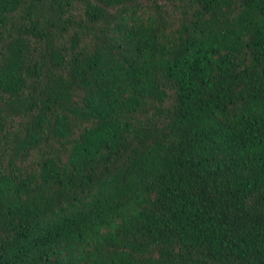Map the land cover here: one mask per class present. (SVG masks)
I'll use <instances>...</instances> for the list:
<instances>
[{"label": "trees", "instance_id": "1", "mask_svg": "<svg viewBox=\"0 0 264 264\" xmlns=\"http://www.w3.org/2000/svg\"><path fill=\"white\" fill-rule=\"evenodd\" d=\"M0 264H264V0H0Z\"/></svg>", "mask_w": 264, "mask_h": 264}]
</instances>
